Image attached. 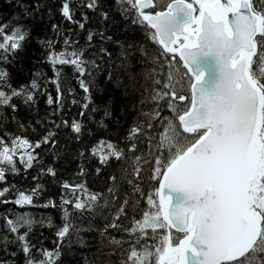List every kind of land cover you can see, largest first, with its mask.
Listing matches in <instances>:
<instances>
[{"label":"snow or ice","instance_id":"1","mask_svg":"<svg viewBox=\"0 0 264 264\" xmlns=\"http://www.w3.org/2000/svg\"><path fill=\"white\" fill-rule=\"evenodd\" d=\"M7 2L13 11L7 20L0 17V115L11 109L20 129L40 125L46 131L35 142L8 132V140L0 137V182L6 181V173L19 174L17 155L25 173L38 168L30 189L21 191L15 184L0 188V204L59 208L61 223L49 250L39 237L33 242V232L37 224L54 227L51 217L37 221L29 211L6 208L0 213V245L11 259L0 264H20L21 254L23 264H63L65 249L71 260L77 255L74 246L92 247L81 235L92 231L98 232L99 244L91 258L80 253L83 264H264V0L258 5L253 0H62L58 10L63 21L81 31L93 21L99 27L87 28L85 45L79 48L72 47L78 40L65 38L60 51L55 50L56 41L36 34L41 57L33 63L52 68L54 79L45 83L56 84L55 97L40 83L43 72L33 68L27 82L14 85L8 67L23 70L19 60L25 43L44 21L45 9L49 20L53 18L52 7L40 0ZM113 11L128 22L123 40L114 41L108 34ZM51 31L60 37L59 24H51ZM129 31L133 35H127ZM97 37L99 48L94 44ZM109 41L118 45L117 54L104 47ZM65 66L71 67L85 94L81 120L62 117L60 78ZM98 77L125 98L138 93L140 107L131 105L136 115L123 137L124 147L100 138L90 150L77 151L78 174H86L83 162L90 152L100 165L96 174L114 159L120 175H110L106 193L65 181L59 204L54 199L38 203L45 190L42 178L58 177L54 165L60 158L55 151L59 130L68 128L74 134L69 139L80 145L85 134H91L85 116L100 128L112 118ZM94 89L104 102L96 103ZM38 96H46L51 112L47 119L25 125L13 101L32 111ZM165 110L170 114L162 115ZM98 112L103 115L96 121ZM58 115L59 122L53 118ZM157 124L162 131L154 136L150 130ZM142 137L148 144L146 156L139 148ZM37 149L51 155L52 163L46 165ZM129 169L135 179L129 178ZM125 181L130 192L121 201ZM145 197L147 209L138 210L137 201ZM113 207L114 212L109 210ZM98 218L104 220L102 228H94ZM85 219L87 226L78 223ZM122 220H130V226ZM109 230L121 233L120 238ZM10 246L16 250L9 251Z\"/></svg>","mask_w":264,"mask_h":264},{"label":"trees","instance_id":"2","mask_svg":"<svg viewBox=\"0 0 264 264\" xmlns=\"http://www.w3.org/2000/svg\"><path fill=\"white\" fill-rule=\"evenodd\" d=\"M26 2L34 3L35 0H26ZM42 4H47L48 6L52 7L53 12L52 16L53 18L49 20L47 16V10L45 9L44 13V21L42 23H37L35 26V34L33 37L25 43V51L21 53L19 63L23 64V70H19V68H13L10 65L8 66L13 74V80L12 83L15 85L20 82H27L30 78V72L33 68L38 69L39 71L43 72L45 75L41 79L40 83L42 86H46L48 92L55 97L56 96V84L48 82L50 79H54L53 76V70L52 68L46 64V63H33V61L38 60L41 57V49L38 46L36 42V34L40 36H47L50 39L56 41L55 43V50L60 51L64 49V39L68 38L71 41H77L78 43L75 45H72V47L79 48L83 45H85L86 42V36H87V28H97L99 25L93 21L91 24L86 25V29L84 31H81L77 25L70 24L66 21H63L60 13H59V7L62 2V0H40ZM254 4L258 5V0H253ZM13 9L8 5L7 0H0V17L3 18V20H7L9 15L12 13ZM89 15H93L91 12H89ZM76 18H80V13L77 11ZM110 18L114 20V26L110 24L108 29V34L113 37V40H123L126 33L125 28L128 27V22L121 19L120 15L118 13H115L114 11L110 13ZM2 22V21H0ZM59 24L60 25V37L57 38L56 35L51 31V24ZM71 29V31H69ZM127 35H133L130 31L127 33ZM138 39L143 40V34L140 32L135 33ZM95 47L99 48L101 46V42L99 40V37L96 38ZM104 47L108 48L109 51H112L114 54L118 53V45L109 41L104 44ZM149 47H152L149 44ZM69 51H71V48H69ZM91 51V49L89 50ZM255 59V58H254ZM254 70L257 72L260 70L258 67L254 66ZM97 83L100 85V87L105 88L104 91V100L110 103L111 111H112V118L105 120L106 128H100L98 123H93L89 121L88 117L85 116L83 118V123L87 126V128L91 129V134H85L83 137V144H76L72 140L69 139V137L74 136L70 132L68 128H61L59 130V135L57 137L59 143L56 145L55 151L60 154L59 160L55 163L56 170L58 172V177L55 181L51 179V177H44L40 181L44 185V191L41 193V196L38 203H44L45 201L49 199H54L57 204L60 202V196H61V188L60 184L63 182H68L70 185H84L89 192H107L108 187L111 185V181L109 179L110 175L115 173L116 175H120L119 165L117 162L113 159L110 162V165L107 167H103L101 173L98 175L95 172V168L99 167L98 161L93 158L89 152L86 159L84 160V168H85V175H80L79 173V165L81 164V161L76 158V153L80 148L88 149L92 147L94 143H96L100 138H105L114 142H117L119 146L124 147L123 137L128 130L129 126L133 124L135 113L131 109V105L133 103L136 104L137 108L140 107L139 105V94L137 93L135 96H130L128 98H125L122 91H113L111 87H106L104 84V80L102 77L97 78ZM150 83V82H149ZM60 87L63 90L62 95V101L64 105L62 117L63 119H66L68 121H71L73 118L77 120H81L79 113L81 111L80 105L84 102L83 97L84 93L79 87V84L77 83V80L75 76L72 73V69L70 66H65L64 72L60 78ZM71 89L72 94L69 93V90ZM99 89H94L92 95L95 99L96 103H102L104 101L101 100V97L99 96ZM46 96H38L37 97V106L36 110L29 111L25 108V106L19 101L14 100L13 102L16 103L19 107V111L16 113V116L18 120L23 122L25 125L29 124H35L36 120L38 119H47L51 109L46 104ZM73 100L76 101L75 104H73ZM53 108L56 107L54 104L52 106ZM148 105L145 106L147 109ZM90 114V113H89ZM170 113L165 110L162 115H169ZM102 113H96L95 119L96 121H99L102 117ZM7 117V119H5ZM54 119L59 122L61 116L58 115L56 117H53ZM114 120H117L118 123H113ZM166 123V122H165ZM46 131L45 128H43L40 125H35V130H33L32 127H27L26 130H22L18 127L16 122L12 120V112L11 109H4L3 115H0V137H4L5 140H8V137L4 136L5 132L11 133L13 135L25 137L29 139L32 142H35L37 139H39L44 132ZM150 131L153 132V135L155 136V133L157 131H162V125L157 124L155 128L151 129ZM87 132V130H86ZM146 140V138L142 137V142L139 145V148L141 149V152L146 156L148 153V144L146 142H143ZM48 147V146H45ZM37 152H42V155L45 156V163L51 164L52 163V156L49 155L47 152H43L41 149H37ZM153 153L155 152V148L152 149ZM140 154V153H138ZM17 160V167L19 168V174L18 175H12L11 173H6V181L0 182V188H3L5 186L10 185H17L19 190L24 191L26 189H30L34 185V181L32 180V177L37 174L38 168L34 167L32 169H28L27 173H25L24 166L19 163V159L16 157ZM144 167L142 163V168ZM141 175L143 176V189L145 192L148 190V180L147 175L144 174V172H141ZM129 178L135 179L131 175V170L129 169ZM130 192V188L127 185L126 181L123 185L120 200L122 201L124 198V193ZM83 195V194H82ZM9 199H14V194L8 196ZM119 203V201H118ZM146 204V197L143 200L137 201V208L139 209H147ZM6 208H15L18 212L23 211H29L32 216L39 221L42 217L47 219L48 217H51L54 227H41L39 224L34 226V232H33V242H35V237H39L44 241V247L52 250L54 248L53 241L56 239L55 237V231L56 226H59L61 223L60 217L61 212L59 208L57 209H44V208H25L20 209L17 208L15 205L9 204V205H3L0 204V213H4ZM110 211H115V208H110ZM128 216L131 218L132 212L129 211ZM137 218H140L139 213L137 214ZM83 226H87L88 220L85 219L82 222ZM122 223H124L126 226H130V220H122ZM3 224V221L0 220V225ZM104 224L103 219H96L94 223V228H102ZM149 234H150V230ZM43 233L42 236L40 234ZM110 235H114L117 238H120L121 233L109 230ZM4 235V232L2 228H0V237ZM83 235L84 239L88 241L92 247H84L81 248L79 246H74L72 251L77 253L76 257L74 259H69V256L67 255V249L64 250V256H63V264H83V258L81 257L80 253H85L88 255L89 258H91V253L96 251V245L99 244V234L96 231L92 232H84L81 233ZM151 243V241H149ZM16 249L14 247L9 248V251H15ZM4 259H11L10 256H6L4 251L2 250V245H0V260ZM20 261V264H23V257L22 254L17 258ZM113 259H116L113 257Z\"/></svg>","mask_w":264,"mask_h":264},{"label":"rangeland","instance_id":"3","mask_svg":"<svg viewBox=\"0 0 264 264\" xmlns=\"http://www.w3.org/2000/svg\"><path fill=\"white\" fill-rule=\"evenodd\" d=\"M17 158L19 159V155H17Z\"/></svg>","mask_w":264,"mask_h":264},{"label":"water","instance_id":"4","mask_svg":"<svg viewBox=\"0 0 264 264\" xmlns=\"http://www.w3.org/2000/svg\"><path fill=\"white\" fill-rule=\"evenodd\" d=\"M209 75H212V73H209Z\"/></svg>","mask_w":264,"mask_h":264},{"label":"flooded vegetation","instance_id":"5","mask_svg":"<svg viewBox=\"0 0 264 264\" xmlns=\"http://www.w3.org/2000/svg\"><path fill=\"white\" fill-rule=\"evenodd\" d=\"M146 11H149V10L146 9Z\"/></svg>","mask_w":264,"mask_h":264}]
</instances>
